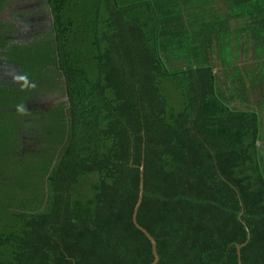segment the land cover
I'll return each instance as SVG.
<instances>
[{
    "label": "trees",
    "instance_id": "obj_1",
    "mask_svg": "<svg viewBox=\"0 0 264 264\" xmlns=\"http://www.w3.org/2000/svg\"><path fill=\"white\" fill-rule=\"evenodd\" d=\"M46 2L0 21V264L153 263L142 165L157 264H264V0Z\"/></svg>",
    "mask_w": 264,
    "mask_h": 264
},
{
    "label": "rangeland",
    "instance_id": "obj_2",
    "mask_svg": "<svg viewBox=\"0 0 264 264\" xmlns=\"http://www.w3.org/2000/svg\"><path fill=\"white\" fill-rule=\"evenodd\" d=\"M0 21L8 25L3 31L5 35L24 42L46 34L51 27V15L46 0H0ZM1 65L3 64H0V78L19 83L20 78L15 69H10L11 65ZM60 96L59 92H55L45 97L41 101L42 105L49 107L53 103L65 101V97ZM28 145L29 142L24 141L23 147Z\"/></svg>",
    "mask_w": 264,
    "mask_h": 264
},
{
    "label": "water",
    "instance_id": "obj_3",
    "mask_svg": "<svg viewBox=\"0 0 264 264\" xmlns=\"http://www.w3.org/2000/svg\"><path fill=\"white\" fill-rule=\"evenodd\" d=\"M141 171H142V180H141V183H140V199H139V203L138 205L136 206V211H135V221L138 225V227L144 231L147 236L151 239L152 241V245H153V253H154V256H155V259L153 261V263L151 264H157L160 260V255L158 253V249H157V241L156 239L151 235V233L148 232V230H146L145 228H143L140 224H138L137 222V210L142 202V198H143V193H144V179H143V176H144V165L141 166ZM242 248V246H239V253H240V249Z\"/></svg>",
    "mask_w": 264,
    "mask_h": 264
},
{
    "label": "flooded vegetation",
    "instance_id": "obj_4",
    "mask_svg": "<svg viewBox=\"0 0 264 264\" xmlns=\"http://www.w3.org/2000/svg\"><path fill=\"white\" fill-rule=\"evenodd\" d=\"M61 99H62V98H61ZM59 103H60V102L53 103L51 106H49V108H50V107H53L54 104H59Z\"/></svg>",
    "mask_w": 264,
    "mask_h": 264
}]
</instances>
